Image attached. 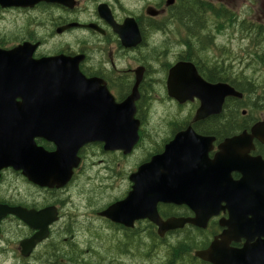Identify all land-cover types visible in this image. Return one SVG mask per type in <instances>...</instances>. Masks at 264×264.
Instances as JSON below:
<instances>
[{
	"label": "flooded vegetation",
	"instance_id": "flooded-vegetation-1",
	"mask_svg": "<svg viewBox=\"0 0 264 264\" xmlns=\"http://www.w3.org/2000/svg\"><path fill=\"white\" fill-rule=\"evenodd\" d=\"M206 2L214 10H221L217 9L218 4ZM176 3L177 0H174L168 4L166 0L165 8H161L162 1L159 0L157 4H147L145 15L129 16H126V4H121L120 0H65V5L43 1L25 8L0 6V24L4 18L13 15L33 20L32 13L38 10H43L45 16L48 15L45 18V32L40 38L31 33L15 35L14 39L7 41L0 34V50L10 51L27 43L36 46L32 56L34 61L52 58L72 60L84 82L92 86L91 90L107 94L117 105L124 103L137 91L134 119L139 124L138 141L128 154L121 150H105L104 143L95 141L84 143L55 157L57 148L53 141L34 139L36 147L42 148L49 155L55 154L51 157L52 160L44 162L35 172L44 174L46 180L58 171L61 177L69 173L70 178L60 186H41L39 181L24 176L22 170L9 166L0 170V264H36V261L47 256L48 250L54 249V245L59 244L60 248L66 240L74 245V250H83V263L88 258L92 261L94 256L97 257L95 249L99 247L103 248L102 253L106 257L101 261L112 264L104 247L110 246L116 250L121 239H172L180 233L193 230L200 231L205 240L202 246L192 252L195 257V252L207 249L215 238L228 232L226 223L229 212L224 199L220 201L223 209L218 215L209 217L204 228L186 223L181 228L173 227L160 233L159 226L167 222L196 218L195 210L184 203L157 201L155 213L161 224L159 226L148 218H142L126 227L102 215L129 195L138 169L153 158L161 157L166 146L181 134L188 133L204 139L206 151L199 152L196 157L190 156V168H196L197 172L190 170L192 174L174 178L176 187L180 185L179 182L190 181L187 184L191 187L201 188L208 179L203 164L205 160H214L219 153V147L225 141L237 137L245 136L251 142L248 157L260 158L264 162V144L252 135L253 128L264 122V109L254 104L255 98L249 86L252 83L248 80L243 83L242 77V81L237 77L231 78L233 84L227 80L224 50H217L213 39L211 42L205 37L193 38L194 35L189 32L187 25L181 23L177 16L179 10L175 7ZM128 18L135 21L141 37L139 44L129 48L126 47ZM168 25L172 26L171 29L166 28ZM121 27L123 29L118 33ZM1 29L0 33H3ZM28 31L29 27H26L21 32L24 34ZM72 32L74 35H83L73 39V47L67 45L63 39ZM169 33L172 35V42L169 37L160 39L159 35L168 36ZM155 36L159 38L150 39ZM203 41L206 45H201L202 51L197 49L196 44L200 45ZM50 44L53 46L48 49ZM158 54L163 64L158 62ZM126 58L133 60L135 69L126 67ZM180 64L192 65L201 82L195 80L190 71L186 70L172 88L176 96L173 98L169 96V71ZM238 73L242 75V71ZM204 83L210 86L229 85L240 96L223 97L221 88L210 90L211 94L201 98L207 101L208 112L212 113L196 119L202 106L196 92L203 93ZM55 121L66 128L74 125L72 119L59 118ZM54 123L52 120L46 122L51 126ZM155 124L158 126L157 130L154 129ZM120 171L122 175L118 174ZM89 174L96 177L101 175L107 185L111 182L113 185L115 180L121 181L122 188L118 194H111L100 201L84 199L86 206L81 211L78 206L74 208L76 204L72 198L73 188L84 179L92 178ZM230 177L234 183L243 180L242 175L237 172L231 173ZM249 180L252 181V174ZM94 181L96 187L108 192L104 184L98 183L97 179ZM14 210L45 212L46 215L54 216L55 220L48 224L45 237L33 242L35 236L42 235L43 229L31 228L13 213ZM75 210L83 214L77 215ZM57 239H61L60 243H56ZM243 243V240L232 241L230 247L238 249ZM122 248L126 252V247ZM57 264H66L65 259L58 258ZM94 264L99 263L94 259Z\"/></svg>",
	"mask_w": 264,
	"mask_h": 264
},
{
	"label": "water",
	"instance_id": "water-1",
	"mask_svg": "<svg viewBox=\"0 0 264 264\" xmlns=\"http://www.w3.org/2000/svg\"><path fill=\"white\" fill-rule=\"evenodd\" d=\"M43 1L65 5V0H0V6L25 8ZM172 2L169 0L168 4ZM122 29L119 28L118 33ZM140 40L135 21L126 19V47L135 46ZM35 48L26 43L10 51L0 50V170L9 166L22 170L24 176L39 181L41 186H60L70 178L69 173L61 177L58 171L46 180L44 174L35 172L55 154L58 157L62 152L95 141L104 143L105 150L130 153L138 141L139 124L134 119L137 91L117 105L107 94L91 90L92 86L84 82L72 60L34 61ZM186 70L201 82L192 65H177L169 71L170 97L176 98L172 88ZM219 88L223 90V97L240 96L228 85L205 84L203 93L196 92L202 102L196 119L212 113L208 112L207 101L201 96ZM59 118L72 119L74 125L66 128L55 121ZM48 120L55 123L47 125ZM252 135L264 144V122L253 128ZM36 138L53 141L56 153L49 155L36 147ZM205 144L204 139L188 133L176 137L161 157L153 158L138 169L129 195L102 215L126 227L142 218L159 226L155 213L157 201L184 203L195 210L196 218L167 222L159 226L160 233L173 227L181 228L186 223L204 228L207 219L223 209L220 201L224 199L229 212L228 232L194 256L208 264H264V162L247 156L251 142L245 136L225 141L214 160H205L208 179L201 188L191 187L187 184L190 181L175 186L174 178L190 175V170L197 172L196 168H190L189 158L205 153ZM233 172L241 174L243 180L234 183L230 177ZM251 174L252 181L249 180ZM13 213L31 228L43 229L42 235L35 236L33 242L44 238L48 224L55 220L45 212L14 210ZM241 240L244 243L240 248L230 247L232 241Z\"/></svg>",
	"mask_w": 264,
	"mask_h": 264
},
{
	"label": "rangeland",
	"instance_id": "rangeland-1",
	"mask_svg": "<svg viewBox=\"0 0 264 264\" xmlns=\"http://www.w3.org/2000/svg\"><path fill=\"white\" fill-rule=\"evenodd\" d=\"M162 1V7L165 8V1ZM204 1H210L213 4L221 5L222 7L227 8L228 10L232 11L238 16V20L244 19L246 22H251L258 24L260 26H264V0H204ZM121 4H126V16H129L130 14L135 15H145L146 6L147 4H157L159 0H120ZM45 12L43 10H38L32 13L33 20H27L26 17L23 16H10L4 18L2 24H0L1 31L3 33H0L1 36H5L7 41H11V39H14L13 37L15 35H29L33 34L36 38H40L44 32L45 27L44 24L46 23V19L48 15L45 16ZM51 14V13H49ZM52 15V14H51ZM146 16H148L146 14ZM156 19V18H154ZM35 20H39L38 22H34ZM205 20V19H204ZM216 18L210 16V13L206 15V20L203 23V29L200 28L199 30V37H207L208 40L212 39L214 41V46H217V50L222 49L224 50V55L226 56L227 62H231L232 69L233 70H241L245 74L251 73L255 76L254 82L258 84L257 92H264V65L258 62L257 55L255 53H258L261 48L264 47V45L260 46L259 44H264V41L257 43V41L251 38H248L246 33L243 32V29L240 26H237L233 23L226 24V22H218ZM15 27V28H14ZM26 27H29V33L24 32V34L21 32ZM172 26L168 25L166 28L171 29ZM14 28V29H11ZM77 37H83L81 34L74 35V32L70 33L69 35H66L63 39L67 42V45L73 47V39ZM161 38H171L172 35L170 33L168 36H164V34L159 35ZM159 37H150V39L155 40ZM3 38V37H2ZM149 39V38H148ZM172 38L170 41L172 42ZM150 41V40H149ZM12 43V42H11ZM165 44V43H164ZM257 44V45H256ZM53 44H50L47 46L52 47ZM158 47V46H157ZM156 47V48H157ZM49 49V48H48ZM158 62L163 64L161 62V56L158 54ZM126 67H132L135 69L133 60H130V58H126ZM254 68V69H252ZM250 70V71H249ZM120 167H123V165H120ZM119 175H122V171L118 173ZM92 178L90 179H84L80 185L77 184L76 187L73 188V201L78 206V209L81 211L85 210L86 203L83 201L82 198V192L83 194L92 193V189L96 190V183L94 182L95 179H97L98 183L104 184V188L108 189V192L104 191L99 187V191L105 193L104 198L111 195V194H118L122 188L121 181L115 180V182L112 184L109 183V185L105 184V178L100 176H95L94 174H89ZM119 178L121 176H118ZM95 184V185H93ZM92 185V187H90ZM92 188V189H91ZM87 192V193H86ZM88 196H91L88 194ZM81 211L75 210V214L82 215L83 213ZM66 212V211H65ZM86 239V238H85ZM87 241V240H86ZM104 247V246H102ZM105 249H108V247H104ZM100 250V251H99ZM103 248H96V256L93 257V261L97 260L98 262L101 260H104L106 257L104 253H102Z\"/></svg>",
	"mask_w": 264,
	"mask_h": 264
},
{
	"label": "trees",
	"instance_id": "trees-1",
	"mask_svg": "<svg viewBox=\"0 0 264 264\" xmlns=\"http://www.w3.org/2000/svg\"><path fill=\"white\" fill-rule=\"evenodd\" d=\"M175 7L179 10L177 16L180 18V22L187 25V29L194 35L193 38L195 39L199 38V30L200 28L203 29V23L208 13L220 23L226 22L228 25L237 22L236 17L231 12L225 10L216 11L202 0H177ZM240 24L242 25L243 32L246 33L248 38L255 39L258 44L264 41V26L246 21H242ZM205 39H207L206 36ZM201 45L205 46L206 44L204 41L200 45L196 44V47H198L197 49H201ZM259 45L262 46L264 44ZM255 55H257L258 62L264 65V47L261 48L258 53H255ZM239 71L241 70H233L231 62H227V80L232 84L233 81L231 78L236 77L241 81L243 78V83L247 80L250 81L252 86L250 84L249 86L252 88V96L255 98L254 104L264 109V92L261 93L256 91L258 89V84L254 82L255 76L250 70V74L242 72V75H239ZM157 128L158 126L155 124L154 129L157 130ZM154 134H157V132H154ZM94 182L96 183V181ZM90 187H92V185ZM97 187L96 190L91 188L92 193H88L91 196L85 193L83 194L82 192V198L89 201H100L104 199L105 193L100 192L99 186ZM103 239L106 238H100V240ZM203 240L204 238L200 231L195 230L180 233L177 237L172 239L163 240L157 238L139 239L129 237L121 239L120 242H118V249L116 248V250H113L109 246L105 252L108 254L106 256L109 257L108 260L112 264H207L192 256V252L204 244L205 240ZM60 241L61 239H57L56 243H60ZM107 245L109 244L107 243ZM58 246L59 244L56 246L54 245V249L48 250L47 256L36 261V264H57L58 258L65 259L66 264H76V262H78V264H94V261H91L89 258L83 263V250H74V245L68 240L65 241V244H61L60 248ZM122 246L126 247V252L122 251ZM98 263L103 264L104 262L101 261Z\"/></svg>",
	"mask_w": 264,
	"mask_h": 264
}]
</instances>
